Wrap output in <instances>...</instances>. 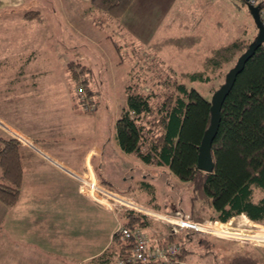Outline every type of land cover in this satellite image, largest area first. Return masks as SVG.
I'll return each mask as SVG.
<instances>
[{
    "label": "rangeland",
    "instance_id": "rangeland-1",
    "mask_svg": "<svg viewBox=\"0 0 264 264\" xmlns=\"http://www.w3.org/2000/svg\"><path fill=\"white\" fill-rule=\"evenodd\" d=\"M211 1L212 5L206 4L202 7L203 15L199 17V26L194 33L185 30V28H179L176 24L166 28V21H162L158 28L159 36H162L164 32H169L170 36L173 35V39L181 37L182 45L170 49L163 48L162 51L156 52L146 47L147 43L135 42L126 34L123 35L119 25L116 24L119 21L116 22L104 16L101 18L99 16V20H96L97 18L94 17L98 14L95 11H93L95 14L92 15L91 20H81L83 19L82 15L73 14L75 8L78 7L74 0H62L61 5L56 7L60 16L55 15L57 21L54 26L53 0H26L29 3L26 8L29 10L31 8L38 9L40 13H43L44 19L27 23L21 21L17 13L0 15V33L12 28H24L31 33L28 38L12 37V44L17 48L16 50L27 46L29 52L24 49L21 57L20 52H14L15 67L11 66L0 70L5 71L6 75L12 72V78L18 76L20 86L24 90L30 86L29 82L36 81L38 76L45 77L47 82L50 80L49 84L45 85V88L50 89L45 91L46 94L44 93L45 101L62 103L61 95L69 92L70 88L74 91L76 89V85L69 76L70 71L67 69L66 62L74 60L90 69V85L94 92L90 99L92 110L83 113L84 109L78 106L75 111L77 119L68 126H64V131L61 130L63 127L61 129L58 127V132L63 135L67 134L71 146L87 148L90 144H97L104 147V158L101 161L98 160L94 164L95 167L91 166L90 169L93 173L95 172L94 175L99 180L100 175L108 181L109 185L107 186L111 188L106 187L108 190H115L113 191L115 194L131 198L142 205H147L150 197H155V203L159 207H155V209L169 213L180 210L176 208L180 206L183 209L181 211L191 217L189 213L191 205L189 185L176 178L166 167L145 165L132 155L122 154L115 140V123L126 106V91L129 85L135 88L136 84H143L145 92H149L150 89L158 93L164 86L158 85L157 81H163L166 74L172 73L176 80L184 83L188 88L196 89L207 101L210 100L211 86L222 83L227 71L242 54L244 44L253 42L257 36V23H255L253 11L249 9L244 0ZM79 16L81 19L78 18ZM145 27L147 30L152 29V23L148 21ZM185 33H187V39H184ZM70 35L69 45L67 41L65 45L63 41L68 40L67 36ZM28 40L30 43L32 41L29 45L27 44ZM8 41H11V37ZM4 43L0 40V44ZM28 53L29 59L32 60L28 63V68L23 69L21 73L20 65L24 64L23 61L26 60L25 56ZM208 58L220 60L219 63H221L215 72L206 69L205 73L209 76L210 81L207 83L193 79V74L203 72V68L208 66V64H203ZM11 95L12 97L9 99L12 101L6 102L9 103L8 106L18 102L16 93L13 92ZM3 103L0 101V110L6 111L3 109ZM57 112L61 113L62 111L54 110V114ZM65 112H68V109H65ZM42 113L41 110L38 111V118L42 117L40 116ZM44 113L48 116L47 112ZM20 114V111L12 109L0 113L1 116L4 115L9 120L12 119L19 129L23 127L22 121H25ZM1 116L0 129L11 133L10 130H14L10 124L11 120H6ZM81 116H85L86 119H80ZM34 119L30 116L27 122L33 124ZM58 120H62V117H59ZM27 122L25 128L29 130ZM35 146L39 145L35 144ZM50 157L53 158L51 155ZM43 162L45 161L43 160ZM48 165L65 173L54 176L55 185L52 187V192L46 197L50 200L49 206H53V210H51L53 213H45L53 216L51 222L58 233L67 231L68 236L72 239L84 238V233L89 236L96 235L99 239L98 243H100L102 239L109 236L113 227L120 226V224L116 225V219L112 214L100 215L93 210L89 211V208L81 202L78 203V197L74 194L77 184L80 193L90 200L83 185H80L78 179L61 167L53 164ZM62 165L69 169L68 166ZM125 191L130 194H121ZM20 200L15 206L20 203ZM0 205V209L5 208L2 219L0 218V264H43L36 256H34L35 259L29 258V260L24 258V254L21 257L20 251L15 248V243L12 241L16 234L21 232V227L15 224L10 226V222L18 220L11 217L9 207ZM94 205L100 210H105L96 203ZM20 206L16 208L19 209ZM195 209L200 216L195 219L211 224L214 226L215 232L193 233L189 240L186 239V235H182L181 240L178 237L175 238L178 243H184L187 250L186 264H226L228 259L239 255V253H251L257 257L259 264H264V241H256L250 237H264V223L259 224L248 220L243 214L230 218L226 223L211 221L203 218L199 203L195 205ZM45 210L48 211V209ZM106 212H111V209ZM113 212L119 211L114 210ZM149 229L152 230L149 231L150 235L154 231L155 234L151 235L153 237H156L155 235L160 230H168L158 221H151ZM142 231L148 232V228L142 229ZM217 231L231 232L238 236L230 235L235 238L231 237V239L227 237V234ZM240 237L247 238V240ZM203 238L208 243H201ZM91 247H94V244ZM47 263L44 262V264Z\"/></svg>",
    "mask_w": 264,
    "mask_h": 264
},
{
    "label": "trees",
    "instance_id": "trees-1",
    "mask_svg": "<svg viewBox=\"0 0 264 264\" xmlns=\"http://www.w3.org/2000/svg\"><path fill=\"white\" fill-rule=\"evenodd\" d=\"M133 2L90 0L88 8L98 14L94 17L96 20L104 16L118 22ZM41 14L38 9L31 8L23 17L29 21L42 20ZM251 43L244 44L243 51ZM219 62L210 59L205 64L209 67L205 66L203 72L193 74L192 78L208 83L210 78L205 73L206 69L215 72L221 64ZM66 65L76 88L83 86L85 96L90 100L94 93L90 85V69L74 60H68ZM241 70L221 104L220 122L210 148L213 163L210 173L197 168L199 146L210 120L209 101L196 89L176 80L172 73L166 74L163 81H157L158 85L164 86L160 93L150 89L145 92L143 84H136L135 88L129 85L126 106L115 123V140L122 153L134 156L145 165L166 167L189 185V213L193 219L200 217L195 209L199 203L203 218L211 221L226 223L230 218L243 214L248 220L264 223V42L257 45ZM222 83L211 86V92ZM31 140L42 149L37 139ZM35 160L44 159L11 133L0 129V204L12 207L18 202L22 173L33 166ZM99 178L104 187L111 189L106 179L100 175ZM121 194L130 193L125 191ZM148 203L159 208L155 197H150ZM176 208L183 210L180 206ZM117 213L123 226L130 229H147L151 223L135 212ZM181 234L189 240L193 233L166 235L162 243L175 241ZM201 243L208 241L203 238ZM180 245L182 259L187 250L184 243ZM131 246V241L122 239L115 231L108 250L90 264L125 261L131 253ZM226 264H259V260L251 253H239L228 259Z\"/></svg>",
    "mask_w": 264,
    "mask_h": 264
},
{
    "label": "crops",
    "instance_id": "crops-1",
    "mask_svg": "<svg viewBox=\"0 0 264 264\" xmlns=\"http://www.w3.org/2000/svg\"><path fill=\"white\" fill-rule=\"evenodd\" d=\"M74 1L78 7L75 8L73 14L82 15L83 19H81L80 16L78 17L81 20H91L93 18L92 15L95 13H93V11L91 12L88 8L90 0ZM61 2L62 0H53V26L57 21L55 15L60 16L56 7L58 5L60 6ZM27 4L29 3L26 2V0H0V15H14V13H17L19 18H21V21L28 23L29 20L23 17V14L29 10L26 8ZM206 4L212 5L213 2L211 0H134L129 10L116 24L119 25L120 31L123 35L126 34L135 42H145L147 43L146 47L158 52L162 51L163 48L170 49L174 46L182 45V42H180L181 37L173 39V35L170 36L169 32H164L162 36H159L160 31H158V28L162 21H166V28H170L176 24L177 27L185 28V30L194 33L199 26V17L203 15L202 7ZM41 16L42 19H44V15L41 14ZM11 19L13 20V18ZM33 20L39 21V19ZM148 21L152 23V29L150 30H147L145 27V24ZM30 35L31 33L24 28H12L11 30H4L0 33V40L5 42L4 44H0V69L9 68L11 66L13 67L15 65L16 61L14 60L16 59H13L14 52H20V57L22 56V51L24 49L29 52L27 46L20 47L16 50L17 48L13 47L12 44V37L28 38ZM9 37H11V41H8ZM67 37L68 40L65 39V41H63L65 45L66 41L68 42L69 38H71V35ZM184 39H187V33H185ZM29 43L30 40H28L27 44L29 45ZM28 55L29 53L25 56L26 60L23 61L24 64L20 65L21 73L23 72V69L26 67L28 68V63L32 60L29 59L30 57H28ZM210 58H208L203 64L208 63ZM11 76L12 72L6 75L5 71L0 70V101L1 103L4 102L3 109L6 111L12 109L21 112L20 116L25 119L24 122L22 121L23 127L19 129L16 127V124L12 122V119H10V121L8 118H5L4 115V117L0 116L9 120L16 132L29 138L37 139L41 148L49 156L51 155L55 160L68 166L77 173L83 172L88 167H95L94 164H96L98 160L101 161L104 158V147H100L97 144H90L87 148H81L74 145L71 146L67 134L63 135L58 132V127L59 129L63 127L61 130L64 131V126H68L73 120L75 121L77 119V112L75 113V111L78 106L80 108L81 106L78 103V98L75 95L74 89L70 88L69 92L65 91L66 93L61 95V97H63L62 103L46 102L44 93L46 90L48 91L50 89L45 88V85L49 84L50 80L47 82L46 79H44L45 77L41 76L40 78V76H38L36 81L29 82L30 86L26 87L24 90V88L20 86L18 76L15 78H12ZM21 77L22 76H20V79H22ZM12 89H14V94L16 93L18 102L8 106L9 103L6 102L12 101L9 99L12 97L11 94H13V92H11ZM65 109H68V112L64 113ZM40 110L43 113L40 114L42 117L38 118V111ZM54 110L62 112L54 114ZM6 111L0 110V113ZM44 112H47L49 117L45 115ZM82 112L88 113L85 110ZM30 116L35 118L33 124L27 122ZM59 117H62V120L57 121ZM81 117L82 118L80 119L82 120L86 119L85 116ZM41 119L44 121H40ZM26 122L29 126V130L25 128ZM44 161L45 162L35 160V163L32 164L33 166L24 170L22 173L19 197V199H21L20 203L16 206L14 205L15 207H9V214L11 213V217L18 220H15L16 222L13 223L10 222L11 225H9L14 226L13 224H15L16 226L18 225L21 227V232L16 234L15 238L12 239L15 243L14 246L20 251L21 257L24 254V258L29 260V258H34V256H36V258L42 261L43 264L44 262H48L47 264H90L94 258L108 250L117 227H113L109 236H106V239L104 240L102 239L100 243H98L99 239H97L96 235L89 236L84 233V238L72 239L68 236L67 231L58 233L56 231L57 229L55 230V226H53V223L51 222L53 216L45 213H53L51 211L53 210V206H49L50 200L46 197L52 192V187L55 185L56 181L53 180L54 176L57 174H63L64 172H60L61 170L58 168L48 165L50 164L48 161ZM74 194L78 197V203L81 202L83 205L87 206L89 211L93 210V212L100 215L112 214L116 219V225H123V221L119 218L118 213L106 212L108 210L105 211L97 208L94 203L83 196V193V195L80 193L78 184ZM18 206H20L19 209L16 208ZM4 209L5 208L0 209L1 219ZM45 209H48V211ZM108 230L106 231V234ZM149 231L151 232L152 230L148 227L147 233H150ZM166 231L160 230L155 236L158 238H164L167 235ZM153 234H155L154 231L151 235ZM181 236L182 234L178 236L180 240ZM227 237H233V239H235L234 236L227 235ZM240 238L247 240V238ZM92 244H94V247H91V249L90 246ZM47 246L52 247L47 248ZM181 264H186V256L181 259Z\"/></svg>",
    "mask_w": 264,
    "mask_h": 264
},
{
    "label": "built area",
    "instance_id": "built-area-1",
    "mask_svg": "<svg viewBox=\"0 0 264 264\" xmlns=\"http://www.w3.org/2000/svg\"><path fill=\"white\" fill-rule=\"evenodd\" d=\"M248 6L255 7L259 13V20L264 27V0H244ZM76 95L80 100V105L84 110H92V105L89 98L85 96V89L83 86H78L75 89ZM11 134L15 136L22 144L37 152L44 160L50 164L61 167L71 176L79 180V184L83 185L85 192L88 194L90 200L96 205L105 210L111 209L113 211H131L138 213L151 221H158L167 227V235H177L184 232L214 233V226L207 222H200L195 220L182 212L175 210L173 212H161L155 208L147 205L139 204L137 201L115 194L101 185L95 172L93 173L88 167L83 172L77 173L71 168H65L57 160L51 158L43 150L39 149L32 140L14 130ZM92 175V176H91ZM86 195V194H85ZM122 239L129 240L132 243L131 253L125 261L119 260L118 264H181V250L180 243L176 240L172 242L162 243L163 238L153 237L149 233L142 231V229H130L123 225L118 226L116 230ZM256 241H264V237L251 236Z\"/></svg>",
    "mask_w": 264,
    "mask_h": 264
},
{
    "label": "water",
    "instance_id": "water-1",
    "mask_svg": "<svg viewBox=\"0 0 264 264\" xmlns=\"http://www.w3.org/2000/svg\"><path fill=\"white\" fill-rule=\"evenodd\" d=\"M248 6V5H247ZM251 11H253L255 23H257V36L253 40L251 44L248 45V48L242 52V54L238 57L235 64L229 69V71L225 74L223 83L220 87L215 90L209 100V124L207 130L204 132L203 138L201 140V144L199 146V152L197 156V168L200 171L210 173L213 169V163L211 160V143L214 138L217 130L218 124L220 122V109L221 104L225 97L229 94L228 92L231 90L233 83L235 82L236 76L242 71V67L244 63L249 59L252 55L253 50L259 45L261 42H264V27L262 22L259 20V13L255 7L248 6ZM2 124V123H1ZM10 130V129H8ZM12 131V130H10ZM227 235H236L231 232H219ZM238 236V235H236ZM247 237V236H245ZM251 237V236H250ZM249 237V238H250Z\"/></svg>",
    "mask_w": 264,
    "mask_h": 264
}]
</instances>
